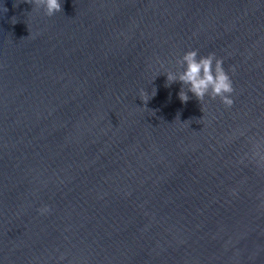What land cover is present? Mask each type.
<instances>
[{"label":"water","instance_id":"1","mask_svg":"<svg viewBox=\"0 0 264 264\" xmlns=\"http://www.w3.org/2000/svg\"><path fill=\"white\" fill-rule=\"evenodd\" d=\"M60 2L0 0V264H264V0Z\"/></svg>","mask_w":264,"mask_h":264},{"label":"clouds","instance_id":"2","mask_svg":"<svg viewBox=\"0 0 264 264\" xmlns=\"http://www.w3.org/2000/svg\"><path fill=\"white\" fill-rule=\"evenodd\" d=\"M27 2L37 7L43 4L45 13L49 17L62 10L60 0H27ZM181 63L184 71L178 78L173 73H167L166 86L177 82V79L182 85H188L187 92L183 89L179 92V98L182 102H188V92H191L200 102L204 101L205 96H210L212 99L219 97L227 108L234 105L235 101L232 98V94L235 92L233 81L228 71L225 70L222 59H217L214 53L200 57L198 51L191 50L184 54ZM232 71L234 72L235 69L233 68ZM142 96L143 101L147 103L149 97L144 93ZM256 148L255 155L264 161V155L259 151L261 145H256ZM39 211L41 214H45L51 209L44 207Z\"/></svg>","mask_w":264,"mask_h":264}]
</instances>
